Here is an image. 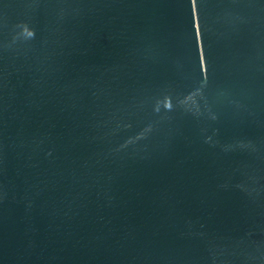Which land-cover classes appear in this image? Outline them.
Masks as SVG:
<instances>
[{
  "label": "water",
  "instance_id": "obj_1",
  "mask_svg": "<svg viewBox=\"0 0 264 264\" xmlns=\"http://www.w3.org/2000/svg\"><path fill=\"white\" fill-rule=\"evenodd\" d=\"M0 264H264V0H0Z\"/></svg>",
  "mask_w": 264,
  "mask_h": 264
}]
</instances>
